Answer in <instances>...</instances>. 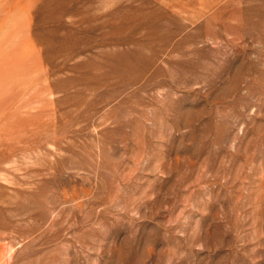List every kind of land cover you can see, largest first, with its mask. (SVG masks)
<instances>
[{
	"label": "rangeland",
	"instance_id": "374dc122",
	"mask_svg": "<svg viewBox=\"0 0 264 264\" xmlns=\"http://www.w3.org/2000/svg\"><path fill=\"white\" fill-rule=\"evenodd\" d=\"M0 264H264V0H0Z\"/></svg>",
	"mask_w": 264,
	"mask_h": 264
},
{
	"label": "bare ground",
	"instance_id": "6f19581e",
	"mask_svg": "<svg viewBox=\"0 0 264 264\" xmlns=\"http://www.w3.org/2000/svg\"><path fill=\"white\" fill-rule=\"evenodd\" d=\"M21 60H22V59H21ZM21 60H20V61H21ZM12 61H13V60H12ZM16 61H17V60H16ZM18 62H19V61H18Z\"/></svg>",
	"mask_w": 264,
	"mask_h": 264
}]
</instances>
